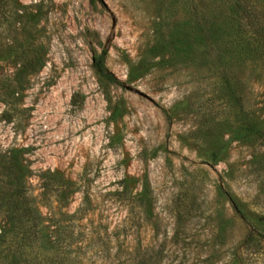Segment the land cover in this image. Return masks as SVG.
I'll use <instances>...</instances> for the list:
<instances>
[{
    "label": "rangeland",
    "instance_id": "1",
    "mask_svg": "<svg viewBox=\"0 0 264 264\" xmlns=\"http://www.w3.org/2000/svg\"><path fill=\"white\" fill-rule=\"evenodd\" d=\"M4 1L0 156L48 232L74 218L58 264H264V73L240 75L263 133L239 140L190 0Z\"/></svg>",
    "mask_w": 264,
    "mask_h": 264
},
{
    "label": "trees",
    "instance_id": "2",
    "mask_svg": "<svg viewBox=\"0 0 264 264\" xmlns=\"http://www.w3.org/2000/svg\"><path fill=\"white\" fill-rule=\"evenodd\" d=\"M190 29L197 37L191 45L192 59L199 49L216 70L227 103L240 115L236 138L251 141L262 130L246 110L240 75L249 66L264 73V0H190ZM5 1L0 0V18L5 19ZM103 49L93 63L97 75L113 83L106 72ZM8 93L9 101L18 95ZM5 102L10 105V102ZM8 114L3 113V118ZM19 151L0 156V215L7 230H0V264H58L67 262L73 245L72 221L48 232L26 190L27 175L18 158Z\"/></svg>",
    "mask_w": 264,
    "mask_h": 264
}]
</instances>
